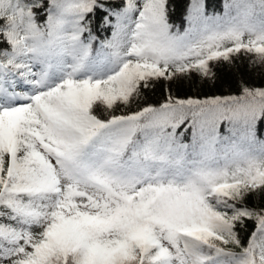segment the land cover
<instances>
[{"label":"snow or ice","instance_id":"obj_1","mask_svg":"<svg viewBox=\"0 0 264 264\" xmlns=\"http://www.w3.org/2000/svg\"><path fill=\"white\" fill-rule=\"evenodd\" d=\"M174 11L0 0V264H264V0Z\"/></svg>","mask_w":264,"mask_h":264},{"label":"trees","instance_id":"obj_2","mask_svg":"<svg viewBox=\"0 0 264 264\" xmlns=\"http://www.w3.org/2000/svg\"><path fill=\"white\" fill-rule=\"evenodd\" d=\"M171 3L175 5V11L171 13V19L172 21L179 25L183 22V14L185 11V5L187 3V0H171ZM243 63H248L247 57H242ZM241 61H237V63H240ZM222 80L217 83L215 87H212L211 82L208 86L204 87L202 90L199 86V80L197 79V83L194 87L189 89L188 82H185V86L180 92L181 95H192L196 96L199 94L201 97L205 95H227L229 92H236L237 91V84L235 80L232 78V76L227 72V70H224L221 73ZM251 82L253 83H259V81L253 76ZM249 227H251V222H249ZM239 228V226H238ZM245 230H240L239 234L241 237L244 236Z\"/></svg>","mask_w":264,"mask_h":264}]
</instances>
